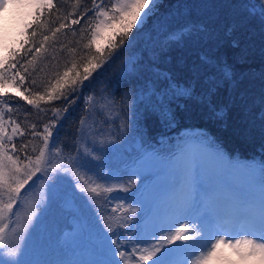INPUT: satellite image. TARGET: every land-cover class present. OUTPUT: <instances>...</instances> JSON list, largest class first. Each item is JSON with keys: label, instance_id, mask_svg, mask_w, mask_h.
<instances>
[{"label": "trees", "instance_id": "16d2710c", "mask_svg": "<svg viewBox=\"0 0 264 264\" xmlns=\"http://www.w3.org/2000/svg\"><path fill=\"white\" fill-rule=\"evenodd\" d=\"M118 2L96 0L94 4L93 0H81L79 8H74L75 0H53L55 8L29 9L22 26L6 32L1 40L0 71L15 63V68L8 71L25 76L19 87L24 96L51 91L57 87V79L62 87L71 86L76 73H83L93 55L97 59L91 63L98 64L83 87L75 86L76 99L68 105L67 113L63 112V98L49 101L45 97L37 109L17 94L15 85L0 88V97L7 93L8 107L12 109H5L8 134L12 135L15 124L20 125L12 140L16 150L6 140L5 152L0 156L8 170L6 178L12 167L8 157H19L18 164L27 162L20 144L32 139L29 125L35 123V131H43V124L54 119L50 111L53 108L62 110L61 120L52 129L54 136L59 133L62 145L90 153L86 168L66 174L55 166L68 162L58 158L47 166L45 174L33 177L32 181L43 177L41 180L53 189L47 205L35 204L32 212L38 216L43 211V230L41 233L39 227V231L25 233L19 239L5 234L6 247L0 248V261L5 264L11 263L6 253L17 246L24 249L25 264H94L83 255L78 260L71 259L79 245L70 247L62 241L64 231L73 227L71 219L84 227L80 247L93 245L102 257H107L106 241L96 243L92 238L105 239L115 232L124 235L126 246L132 242L133 247L144 249L141 245L148 240L158 202L153 209L119 213L109 197L112 191L105 192L103 182L111 174L123 176L127 189L114 191L144 199L153 183L150 185L149 180L142 184L130 178L132 167L148 156L170 155L173 162L169 171L186 157L190 137L211 150L212 160L223 158L230 168L250 178L253 192L259 190L264 178V24L258 16H249L243 5L259 7L264 0H155V6L144 9L142 22L140 19L130 30L124 44L114 48L120 44L128 23L125 18L123 22L110 19L113 14L119 15L111 11V5ZM100 9L107 10L108 15H94ZM85 11L87 15L80 19ZM73 19H80V23L73 25ZM101 21L104 24L92 49L84 48L92 29ZM61 23L66 27L50 39L34 64L28 65L26 61L32 59L34 49L33 53L26 49L33 43L39 46L43 35L51 37V31ZM84 27L88 32L81 33ZM33 31L35 37L31 36ZM97 45L100 52L96 51ZM65 71H69L67 81ZM15 79L19 84V77ZM32 79L36 85L31 84ZM90 96L93 99L88 104ZM10 116L15 123L9 122ZM85 116L89 131L81 140L80 120ZM33 143L39 145L41 141L36 138ZM26 152L33 155L31 145ZM67 155L65 151L63 156ZM97 185L99 195L87 190ZM82 187L85 191H81ZM163 198L161 195L160 201ZM70 200L75 207L62 209V204ZM26 216L27 213L23 223L29 220ZM146 217L147 222H143ZM31 225L38 228L34 220ZM180 255L177 252L173 258L177 260ZM109 259L121 264L113 256Z\"/></svg>", "mask_w": 264, "mask_h": 264}, {"label": "snow or ice", "instance_id": "6c2138e0", "mask_svg": "<svg viewBox=\"0 0 264 264\" xmlns=\"http://www.w3.org/2000/svg\"><path fill=\"white\" fill-rule=\"evenodd\" d=\"M96 0H93L95 4ZM81 0H75L73 5L74 8H79ZM14 6L17 8H55L53 0H0V12L8 6ZM150 5L155 6V0H119L118 3L111 5V11L113 13H119V15L113 14L110 19L120 20L123 22L125 15L131 16L132 19L127 23L126 29L123 32L120 40V44L113 45L114 48H119L124 44V41L128 38L130 30L136 26L137 18H141V13L144 9L150 10ZM243 8L248 12L249 16H258L261 23L264 24V4L259 7L251 4L243 5ZM74 13H69L73 15ZM87 15V11L81 13L80 19ZM98 16L108 15V11L100 9L98 12L94 13ZM146 16L147 13H144ZM37 19H39V14H37ZM66 19V18H65ZM80 19H73L71 23L73 25L79 24ZM142 22V18H141ZM104 21H101L95 26L91 31V36L88 42L84 44V48L91 50L93 43L99 33L100 28L103 26ZM43 24H37V27H42ZM31 27V25H26ZM66 25L61 23L59 27L51 31V37L48 35H43V38L39 44L36 46L35 43L26 51L33 53L31 60H27L28 65H33L37 60L38 55L42 50H45L46 44L50 41L52 37H55L61 29L65 28ZM88 32V27L81 29V33ZM75 35V33H73ZM32 37L36 36V32L31 33ZM81 39H84L82 35ZM79 44L80 41H77ZM70 52H75L76 49H69ZM97 52H100L99 46L96 48ZM111 54V49L109 50ZM17 55V53H13ZM83 60L84 57H81ZM97 57L93 55L88 66L84 67L83 73H76V78L72 80L71 86L64 88L61 86V81L56 80L57 87H54L49 92L40 94L36 92L34 95L24 96L22 92H19V87L23 85L25 81V76L20 75L17 71L15 75L9 74V68H15V63H9L2 71H0V88H3L9 84H13L17 87V94L23 96V99L28 105H33L35 108L40 109V101L45 100V97L49 101L54 99L63 98L66 101V105L63 108V112H68V105L75 102V86L79 84L83 87V82L88 80L91 75V69L97 67L98 64L93 65L91 60H96ZM72 68H76V64L73 63ZM25 73L28 72V68H23ZM35 71V69H33ZM71 71V70H69ZM69 71H65L63 76L65 81L69 76ZM15 77H19V84L16 83ZM36 80L32 79L31 84L36 85ZM29 91V89H25ZM69 96L72 98L69 99ZM92 97L88 98L87 103H92ZM8 94L4 93L3 97H0V156L5 152V141L7 140L12 144L13 151L16 150V144L12 143L13 136H15L20 129L19 124H15L12 127L11 133L8 134V130L5 127V109L11 112L12 109L8 107ZM53 116V120L43 124V131H35L36 124L31 123L29 128L31 129L30 135L32 139L28 140L26 143L22 142L20 144V151L24 153V159L27 161L23 164H18L16 161L19 157L15 159L13 157H8L12 163V167L9 168L8 179L5 180L2 169L4 167L2 160H0V248L6 247L5 245V232L9 228L11 222V217L15 215L13 212L14 206L18 204L21 200V190L25 188L26 185L32 181L33 177L37 173L45 174L47 172V166L52 162V158H62L67 160V164H58L56 169L63 170L66 174L72 169H82L87 166L86 157L90 155L87 149H84L81 153L78 148H70L67 144H61L58 139L59 133L54 136L52 129L57 127L56 122L61 120V109L53 108L50 110ZM167 115V114H165ZM88 117L85 116L80 120V139L83 140L88 134L89 127L87 125ZM9 122L15 123L11 116L9 117ZM24 133L21 131L20 135ZM39 138L41 143L39 145L34 144L33 141ZM31 145V151L33 155H28L26 150ZM67 151L68 155L63 156V153ZM74 153V154H73ZM178 167H183L182 161H177ZM43 178V177H38ZM99 185L95 187H90L87 190L91 193L99 195ZM81 191H85L82 187ZM105 192H111V188H105ZM27 196V192L24 193ZM7 197L5 200L4 198ZM242 211L238 213L240 220L239 229L232 226V218H219L211 214H206L199 221L198 227L189 228L186 224H182L177 227L175 232L169 235L166 239L168 245L175 244L177 241L182 243L177 246L176 249L170 247H163L161 244H153L151 250L144 248L138 249L133 247L130 251H118V255L123 264H136L139 262H146L151 260L152 264H225L229 260L227 256L223 254L222 247L226 246L231 248L237 256L241 259H246L248 257H258L260 264H264V178L261 179L259 191L250 192L242 197H240ZM190 242V243H189ZM113 243H117L113 241ZM179 252L182 254V259L176 261L173 257ZM159 254V255H158ZM155 258V259H154Z\"/></svg>", "mask_w": 264, "mask_h": 264}, {"label": "rangeland", "instance_id": "374dc122", "mask_svg": "<svg viewBox=\"0 0 264 264\" xmlns=\"http://www.w3.org/2000/svg\"><path fill=\"white\" fill-rule=\"evenodd\" d=\"M27 2V0H26ZM151 6V5H150ZM31 8H17L8 6L3 12H0V49L1 40L6 32L19 29L26 15ZM143 14L141 13V18ZM141 18H137V23ZM126 22H129L132 17L125 15ZM186 145L190 147L186 157L182 159L183 167L175 166L169 171L172 165V157L167 156H148L143 158L129 172V177L134 180H141L142 184L149 182L153 186L149 189L144 199L130 197L126 193L115 192L114 190H126V179L120 175H109L108 180L103 182L104 188H111L110 198L113 200L114 210L119 213L128 210L142 211L143 209H153L154 203L157 205V210L153 213V220L149 226L148 240L141 245L151 250L153 244H161L163 247L176 249L181 241L175 244L168 245L166 239L169 235L175 232L176 228L182 224H186L189 228L198 227L199 221L206 214L217 216L221 219L231 217L232 226L239 229L240 220L238 213L242 211L240 197L252 191L253 184L248 180L243 173L236 171L235 168H230L223 158L212 160V152L209 148H205L202 144H198L195 139L190 137ZM206 151V153L204 152ZM178 155V153H176ZM58 158H52L51 163H56ZM172 161V162H171ZM5 180L7 168L2 169ZM152 177V179H151ZM221 178V180H219ZM151 185V184H150ZM49 188L41 178L30 181L24 189L21 190V200L14 206L13 212L15 215L11 217L9 228L5 234L13 235L19 239L28 232H36L41 228L43 216H38L32 213L35 209V204L47 205ZM259 190L256 192L258 193ZM27 192V196L24 193ZM163 199L160 201V196ZM35 197V201L34 198ZM5 200L7 197L4 198ZM62 209H72L75 204L70 200L62 204ZM54 210H57L56 206ZM62 214V210H59ZM27 213V221L23 223V218ZM64 216V215H63ZM17 219V220H16ZM38 228L35 229L31 225L32 221ZM72 228L65 230L62 241L64 244L74 247L76 244L79 248L71 259H79V255L83 258L91 260L94 264H115L109 258L113 256L117 262L122 264L118 251H130L128 246L132 245L123 242L124 235L122 233H112L106 238L94 237V242L106 241L107 257H102L95 250L93 245L87 244L85 247H80L81 238L83 236L84 227L76 219H71ZM40 227V228H39ZM24 233V234H23ZM27 235V234H26ZM28 236V235H27ZM30 237V236H29ZM116 241L117 243H113ZM190 243V242H189ZM126 246V247H125ZM133 247V245H132ZM24 249L17 246V249H12L6 253L10 264H25ZM223 254L229 258L225 264H260L258 257H248L241 259L236 253L226 246L222 247ZM9 253V256H8ZM159 255V254H158ZM155 259V258H154ZM182 259V255L176 260ZM33 260V259H32ZM36 263V262H35ZM0 264H5L0 261ZM133 264H136L134 261Z\"/></svg>", "mask_w": 264, "mask_h": 264}]
</instances>
